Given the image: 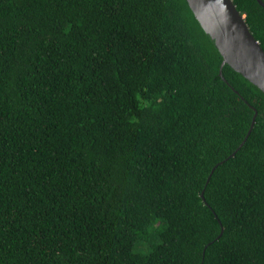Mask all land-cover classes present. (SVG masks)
<instances>
[{"label":"trees","instance_id":"16d2710c","mask_svg":"<svg viewBox=\"0 0 264 264\" xmlns=\"http://www.w3.org/2000/svg\"><path fill=\"white\" fill-rule=\"evenodd\" d=\"M223 61L187 0H0V264H264V93Z\"/></svg>","mask_w":264,"mask_h":264},{"label":"water","instance_id":"95a60500","mask_svg":"<svg viewBox=\"0 0 264 264\" xmlns=\"http://www.w3.org/2000/svg\"><path fill=\"white\" fill-rule=\"evenodd\" d=\"M187 1L196 19L224 59L220 77L224 79L223 68L225 65H229L264 93V50L250 31L246 17L238 11L234 1ZM257 1L264 7L262 0ZM257 117L258 113L256 112L248 137L255 127ZM202 198L204 199V194H202ZM222 235L223 231L220 236Z\"/></svg>","mask_w":264,"mask_h":264}]
</instances>
